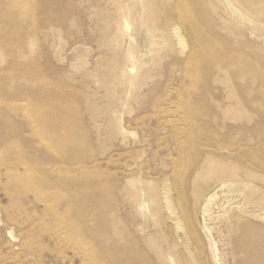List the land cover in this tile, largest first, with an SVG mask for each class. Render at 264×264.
I'll list each match as a JSON object with an SVG mask.
<instances>
[{"label":"rangeland","instance_id":"rangeland-1","mask_svg":"<svg viewBox=\"0 0 264 264\" xmlns=\"http://www.w3.org/2000/svg\"><path fill=\"white\" fill-rule=\"evenodd\" d=\"M0 264H264V0H0Z\"/></svg>","mask_w":264,"mask_h":264},{"label":"bare ground","instance_id":"bare-ground-1","mask_svg":"<svg viewBox=\"0 0 264 264\" xmlns=\"http://www.w3.org/2000/svg\"><path fill=\"white\" fill-rule=\"evenodd\" d=\"M5 13V12H4ZM127 24V23H126Z\"/></svg>","mask_w":264,"mask_h":264}]
</instances>
